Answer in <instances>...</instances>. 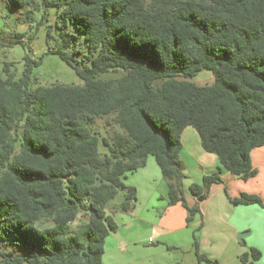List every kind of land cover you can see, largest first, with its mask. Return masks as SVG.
<instances>
[{"label": "trees", "instance_id": "1", "mask_svg": "<svg viewBox=\"0 0 264 264\" xmlns=\"http://www.w3.org/2000/svg\"><path fill=\"white\" fill-rule=\"evenodd\" d=\"M25 9L39 26L56 10L57 53L83 84L33 86L41 64L26 54L19 76L0 69V264H103L117 224L109 211H129L137 189L129 172L151 155L192 223L201 214L184 189L181 136L194 127L220 166L190 193L206 198L223 171L256 174L251 150L264 145V0H0ZM22 17V18H21ZM19 35V34H17ZM48 36L52 37L51 31ZM33 37V36H32ZM86 41L85 63L74 55ZM14 44L26 46L17 38ZM209 70L211 84L193 78ZM109 72L118 76L104 78ZM104 121L107 133L92 126ZM101 146L105 148L103 152ZM119 194L124 199L112 201ZM234 204L257 203L242 193ZM199 261L218 264L201 254ZM252 247L243 264H257Z\"/></svg>", "mask_w": 264, "mask_h": 264}, {"label": "crops", "instance_id": "2", "mask_svg": "<svg viewBox=\"0 0 264 264\" xmlns=\"http://www.w3.org/2000/svg\"><path fill=\"white\" fill-rule=\"evenodd\" d=\"M181 141V158L186 177L183 189L190 206L199 204L201 214L192 223L187 222V209L181 204L169 203L168 186L153 156L147 164L127 173L124 182L137 189V199L129 211H109L117 229L105 242L103 264H159L157 256L165 249L191 248L195 240L201 254L218 264H243L241 255L252 247L261 251L257 264H264V206L234 204L230 198L242 193L256 194L264 204V145L251 150L254 176L244 179L230 171H223L222 183L212 185L203 201L190 193L192 183H201L220 166L216 154L203 149L198 131L188 126ZM247 232L242 240L238 233ZM154 241L150 242L149 238ZM147 244L152 258L142 256ZM196 255V253H195ZM197 258V256H196ZM197 264H210L199 261Z\"/></svg>", "mask_w": 264, "mask_h": 264}, {"label": "rangeland", "instance_id": "3", "mask_svg": "<svg viewBox=\"0 0 264 264\" xmlns=\"http://www.w3.org/2000/svg\"><path fill=\"white\" fill-rule=\"evenodd\" d=\"M25 9L16 8L13 6H0V69L4 62H13L12 70L15 75L19 76L24 68V56L28 54L33 61L39 62L40 65L35 67L33 71L34 83L33 86L61 84H83V80L78 76L75 69L63 60L57 53L52 52L58 48V31L56 28L57 15L56 10L51 8L48 18L39 26L38 22L42 17V10H37L36 20L34 22L23 21L18 19L20 13ZM22 18V17H21ZM48 31H51L52 37L48 36ZM19 34V35H17ZM33 36V37H32ZM20 38L25 47L20 44H14V40ZM80 45L83 49L82 54L74 55L72 48L67 49V52L75 56L80 64L85 63V54L87 53L86 41L82 38ZM118 76V73L109 72L103 75L104 78ZM193 81L199 85L211 84L213 82V74L209 70H204L198 73ZM94 131L101 132L102 135L108 134L104 121L98 120L92 126ZM104 152L105 148L101 146ZM124 199L122 194L112 201L113 205L119 204ZM141 248V254L144 257L152 258V250L148 249L147 244ZM194 246L189 248L164 249L157 256L159 264H197Z\"/></svg>", "mask_w": 264, "mask_h": 264}, {"label": "water", "instance_id": "4", "mask_svg": "<svg viewBox=\"0 0 264 264\" xmlns=\"http://www.w3.org/2000/svg\"><path fill=\"white\" fill-rule=\"evenodd\" d=\"M198 200L199 201H203L204 200V197H200ZM245 235H247V232H240V233H238L237 238L239 240H242Z\"/></svg>", "mask_w": 264, "mask_h": 264}, {"label": "built area", "instance_id": "5", "mask_svg": "<svg viewBox=\"0 0 264 264\" xmlns=\"http://www.w3.org/2000/svg\"><path fill=\"white\" fill-rule=\"evenodd\" d=\"M149 241H150V242H153V241H154V238H153V237H150V238H149Z\"/></svg>", "mask_w": 264, "mask_h": 264}]
</instances>
